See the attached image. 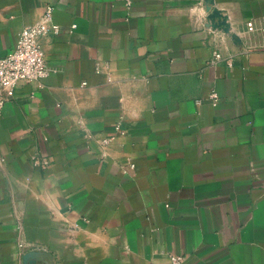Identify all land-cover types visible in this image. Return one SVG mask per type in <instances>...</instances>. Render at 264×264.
<instances>
[{
	"label": "crops",
	"instance_id": "obj_1",
	"mask_svg": "<svg viewBox=\"0 0 264 264\" xmlns=\"http://www.w3.org/2000/svg\"><path fill=\"white\" fill-rule=\"evenodd\" d=\"M130 1L0 0V56L60 27L0 108V264H264V0Z\"/></svg>",
	"mask_w": 264,
	"mask_h": 264
},
{
	"label": "built area",
	"instance_id": "obj_2",
	"mask_svg": "<svg viewBox=\"0 0 264 264\" xmlns=\"http://www.w3.org/2000/svg\"><path fill=\"white\" fill-rule=\"evenodd\" d=\"M123 1L127 8H130V0ZM248 30H253V23L248 22ZM75 26H71L69 32ZM60 27L53 21V7L45 6L42 16L35 24L25 26L18 35L16 46L3 56H0V108L2 105L13 100L17 96L20 87H35L41 89L43 81L49 76V68L46 63L45 55L41 47V40L49 34H57ZM260 32L264 35V16L261 18ZM215 61L220 60L219 53H213ZM214 61H210L213 63ZM29 99L35 96V90L28 94ZM211 102H217V96L212 93L209 96ZM103 144L107 140L102 141ZM33 164L45 168L49 165L47 159L33 160ZM130 168H133L131 165ZM170 264H183L184 257L181 255H170Z\"/></svg>",
	"mask_w": 264,
	"mask_h": 264
}]
</instances>
